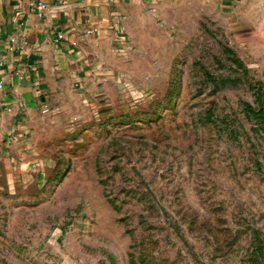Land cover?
I'll return each instance as SVG.
<instances>
[{
	"label": "rangeland",
	"instance_id": "1",
	"mask_svg": "<svg viewBox=\"0 0 264 264\" xmlns=\"http://www.w3.org/2000/svg\"><path fill=\"white\" fill-rule=\"evenodd\" d=\"M114 8L102 69L0 110V264H264V0Z\"/></svg>",
	"mask_w": 264,
	"mask_h": 264
},
{
	"label": "crops",
	"instance_id": "2",
	"mask_svg": "<svg viewBox=\"0 0 264 264\" xmlns=\"http://www.w3.org/2000/svg\"><path fill=\"white\" fill-rule=\"evenodd\" d=\"M46 1L49 8L39 16L28 0H0V57L5 60L0 68V79L5 81L0 87V110L9 107L23 116L40 101L63 98L69 80L82 84L92 71L102 69L106 61L102 55L117 45L121 15L114 6L121 0ZM90 27L95 31L87 34ZM58 30L66 34L62 41L55 40ZM13 32L27 42L9 50ZM21 65L28 67L24 78L14 73Z\"/></svg>",
	"mask_w": 264,
	"mask_h": 264
},
{
	"label": "built area",
	"instance_id": "3",
	"mask_svg": "<svg viewBox=\"0 0 264 264\" xmlns=\"http://www.w3.org/2000/svg\"><path fill=\"white\" fill-rule=\"evenodd\" d=\"M29 7L31 10L35 11L39 16H43L47 9L49 8V4L46 0H28ZM95 29L93 27H90L86 29V33L90 34L93 33ZM2 31L0 29V44L2 42ZM66 38V34L64 31L58 30L55 34V40L56 41H62L63 39ZM9 39V50H15L16 47H21V45L25 44L27 42V39L25 36H23L19 32H13L11 35L8 37ZM73 44H77V40L72 41ZM5 64V60L0 57V68L3 67ZM15 75H17L19 78H24L26 74L28 73V67L27 65H21L14 71ZM5 81L4 79H0V87L4 85Z\"/></svg>",
	"mask_w": 264,
	"mask_h": 264
}]
</instances>
